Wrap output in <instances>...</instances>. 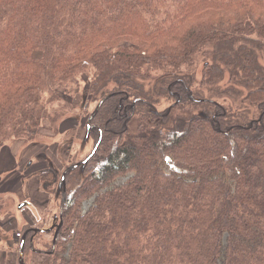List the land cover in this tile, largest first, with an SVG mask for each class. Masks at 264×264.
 <instances>
[{
	"label": "trees",
	"instance_id": "1",
	"mask_svg": "<svg viewBox=\"0 0 264 264\" xmlns=\"http://www.w3.org/2000/svg\"><path fill=\"white\" fill-rule=\"evenodd\" d=\"M86 70L101 144L35 264H264V0H0V152Z\"/></svg>",
	"mask_w": 264,
	"mask_h": 264
},
{
	"label": "rangeland",
	"instance_id": "2",
	"mask_svg": "<svg viewBox=\"0 0 264 264\" xmlns=\"http://www.w3.org/2000/svg\"><path fill=\"white\" fill-rule=\"evenodd\" d=\"M209 62L211 63L212 60ZM204 65L205 61L199 60L194 65L184 67L182 74L188 75L190 78L193 76V79L200 83ZM221 66L224 69V66ZM224 72L225 77L217 79V81L223 85H226L227 81L231 84L229 72H226L225 69ZM81 77L82 82L78 94L70 93L67 95L63 88H57L60 100L49 105V109L54 113L57 121L53 125L51 122L45 121L36 142H26L22 139L12 140L0 152V241L2 239L7 242L11 240L5 233L10 232L12 223L18 224L11 231L13 235H16L17 232L23 234L25 230L26 219L16 221L13 216L9 217L6 214L7 210L11 214L17 212L18 202L20 205L26 198L24 197L25 194L22 193L23 191L27 192L28 200L31 203V207L26 206L21 210L22 213H28L29 216L33 217L28 225L40 230L50 229L52 232L31 237L37 251L36 254L30 252L27 255V264H35L41 260L44 255L42 251L44 252L48 246L50 247L54 237L53 228L58 223L61 212L63 188H60V181L62 174L69 166L84 160L99 141L95 143L90 136L85 138L89 116L97 102L86 94L91 73L86 70ZM154 83L155 79L148 81L147 85H154ZM199 83H191L194 92ZM207 92L200 95L205 97L212 95ZM228 95L234 96L231 91H228L227 95H220L216 101L227 106L232 105L233 98ZM224 98L228 100L224 101ZM244 101L246 100L244 99ZM170 104L171 100L164 99L158 106V111L165 110ZM213 111L210 112L213 113ZM89 164L90 162L85 167L80 166L68 172L66 177L67 193L85 181L86 168ZM126 177H122L116 182L122 183ZM93 201L94 198L84 201V209H88ZM16 238L20 242L21 237L16 236ZM4 243V247L8 249L7 243ZM14 248L15 253L12 254V257H14V264H17L19 263L17 258L19 249L16 245Z\"/></svg>",
	"mask_w": 264,
	"mask_h": 264
},
{
	"label": "water",
	"instance_id": "3",
	"mask_svg": "<svg viewBox=\"0 0 264 264\" xmlns=\"http://www.w3.org/2000/svg\"><path fill=\"white\" fill-rule=\"evenodd\" d=\"M107 98H104L98 105L96 110L92 113V115L90 116L89 120H88V124H87V132H86V137L88 138L90 136V131L92 130L93 126L91 124V119L96 115L97 111L100 110V108L102 107L103 103L106 101ZM100 143H101V138L99 139V141L96 143V145L94 146L93 150L86 156V158L84 160H82L79 163L73 164L71 166H69L64 173L62 174L61 177V181H60V188H63V197L61 200V214H60V218L62 219V214H63V206L65 204L66 198H67V183H66V177L69 171L74 170L80 166L85 167L90 160L95 156L96 152L98 151L99 147H100ZM26 205V203H21L20 204V208H23ZM62 223L63 221H61V223L58 225L56 231H55V235H54V242L57 240L58 234H59V230L62 227ZM40 229H36V231H39ZM29 233V231L25 232L23 239L21 241V246H20V251H19V264H27L26 260H25V255H24V246H25V242H26V237L27 234Z\"/></svg>",
	"mask_w": 264,
	"mask_h": 264
},
{
	"label": "crops",
	"instance_id": "4",
	"mask_svg": "<svg viewBox=\"0 0 264 264\" xmlns=\"http://www.w3.org/2000/svg\"><path fill=\"white\" fill-rule=\"evenodd\" d=\"M23 194H25V196L24 197H26L25 198V200L24 201H22V203H26V205L25 206H29V207H31V203H30V201L28 200L29 198H28V195H27V192L26 191H23L22 192ZM24 197H22V198H24ZM16 209H17V212L15 211L14 212V214H11L10 213V211L9 210H7V212H6V214H8V216L9 217H11V216H13L15 219H16V221H18L19 219H26V221H25V223H24V225H25V229L26 228H29V226L30 225H28V222L31 220V219H33V217L32 216H29L28 215V213H22L21 212V210H22V208H20V205H19V202H18V204H17V206H16ZM14 211V210H13ZM41 212V214H42V211H40ZM10 214V215H9ZM35 215V214H34ZM28 216V217H27ZM27 223V224H26ZM15 225H17L18 226V224H14V223H12V227L9 229V231L10 232H6L5 233V235L7 236V237H9L8 239H11L10 241L8 240V242L7 241H4V239H2L1 241H0V264H14V257H12V254L14 255V253H15V248H14V246L16 245L17 247H18V256H17V258H18V261H19V251H20V246H21V240H20V242H19V240H18V238H16V236H17V234H18V232L16 233V235H13L12 234V230H14V227H15ZM31 227V226H30ZM34 228V227H33ZM50 228V227H49ZM45 230V229H44ZM46 230H50V229H46ZM25 231V230H24ZM13 240V241H12ZM4 242H6L7 244V247H8V249H6L5 247H4V245H5V243ZM11 242H13L12 243V245H11ZM35 254H36V252H34ZM33 261H35V259H33ZM27 263V262H26ZM17 264H19V263H17Z\"/></svg>",
	"mask_w": 264,
	"mask_h": 264
},
{
	"label": "flooded vegetation",
	"instance_id": "5",
	"mask_svg": "<svg viewBox=\"0 0 264 264\" xmlns=\"http://www.w3.org/2000/svg\"><path fill=\"white\" fill-rule=\"evenodd\" d=\"M62 192H63V189H62ZM62 197H63V196H62ZM36 229H37V228H35V227H34V228H33V227H32V228H31V227L26 228L25 231L23 232V234L21 233V235H22V237H21V241H22V239H23V236H24L25 232H27V231H29V233H30V231H33L34 234H35V233L37 234V233L40 232V231H43V232L46 231V230H39V231H36ZM50 231H51V230H47V232H44L43 234H47V233H49ZM29 233H28V234H29ZM18 234H19V233H18ZM18 234H17V236H18ZM28 234H27V237H28ZM54 235H55V234H54ZM27 237H26V239H27Z\"/></svg>",
	"mask_w": 264,
	"mask_h": 264
},
{
	"label": "built area",
	"instance_id": "6",
	"mask_svg": "<svg viewBox=\"0 0 264 264\" xmlns=\"http://www.w3.org/2000/svg\"><path fill=\"white\" fill-rule=\"evenodd\" d=\"M18 237H21V233L18 234Z\"/></svg>",
	"mask_w": 264,
	"mask_h": 264
}]
</instances>
